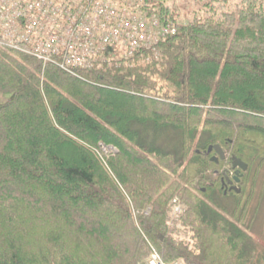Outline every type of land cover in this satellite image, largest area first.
I'll list each match as a JSON object with an SVG mask.
<instances>
[{"label":"trees","instance_id":"trees-1","mask_svg":"<svg viewBox=\"0 0 264 264\" xmlns=\"http://www.w3.org/2000/svg\"><path fill=\"white\" fill-rule=\"evenodd\" d=\"M143 1L175 32L131 55L107 45L91 69L0 48V264H145L150 244L167 261L264 264L191 190H224L231 159L210 145L264 158V0L204 3L212 15L184 24ZM175 196L194 246L170 228Z\"/></svg>","mask_w":264,"mask_h":264},{"label":"built area","instance_id":"built-area-1","mask_svg":"<svg viewBox=\"0 0 264 264\" xmlns=\"http://www.w3.org/2000/svg\"><path fill=\"white\" fill-rule=\"evenodd\" d=\"M114 19L110 0H0V47L67 70L92 68L104 43L121 35ZM149 264L170 263L153 249Z\"/></svg>","mask_w":264,"mask_h":264},{"label":"rangeland","instance_id":"rangeland-1","mask_svg":"<svg viewBox=\"0 0 264 264\" xmlns=\"http://www.w3.org/2000/svg\"><path fill=\"white\" fill-rule=\"evenodd\" d=\"M116 1L120 9L126 7L132 11V13L129 12L130 18L136 16L138 20L145 19L139 8L141 4H143L141 0ZM233 1L234 0H227V2L223 0H218L217 2H213L212 0H168L166 5H168L170 11L176 16V21L184 24L185 22L192 21L196 17L199 19L212 15L211 12L208 11L209 6L205 8L204 3L210 2V7H213L214 4L217 11L220 12L233 9L235 7ZM145 27L148 29L147 25H145ZM223 148L226 151L230 149L227 144L223 145ZM102 149L111 151V148L105 147L104 145ZM213 155L214 153L212 156ZM247 163L249 164L248 170L241 172V181L237 185L240 189L239 193L231 191L225 194L220 185L216 186L211 191L204 190L205 194L201 193L198 189L195 190L191 188V190L198 198L204 199L211 207L219 210L226 218L244 229L245 232L256 241L257 248L260 250L264 249V158L259 157L253 160L252 163ZM229 165L226 166L229 167ZM222 171L223 170L220 169L218 173ZM171 205L170 228L174 230L175 236L181 237V239L191 246H194L196 240L193 238L194 234L191 228H185L179 222L180 216L185 211V205L178 196L174 197Z\"/></svg>","mask_w":264,"mask_h":264},{"label":"flooded vegetation","instance_id":"flooded-vegetation-1","mask_svg":"<svg viewBox=\"0 0 264 264\" xmlns=\"http://www.w3.org/2000/svg\"><path fill=\"white\" fill-rule=\"evenodd\" d=\"M229 158L231 159L230 165L229 167H225L223 168L222 172H220V174H218V178L216 179V181L221 182L222 188H224V193L227 194L233 190H231V187L233 185H238L240 183V181H236L235 180V175L237 174L238 176L242 177L241 174V169L239 167H234L233 166V162H232V155L229 154V152L227 151L225 154V157L222 159L220 156L218 158V162L222 159V160H229ZM217 177V176H216ZM232 180V182H228V179ZM241 180V178H240ZM226 191V192H225Z\"/></svg>","mask_w":264,"mask_h":264},{"label":"water","instance_id":"water-1","mask_svg":"<svg viewBox=\"0 0 264 264\" xmlns=\"http://www.w3.org/2000/svg\"><path fill=\"white\" fill-rule=\"evenodd\" d=\"M213 150L216 151V153L221 157V158H224L225 157V151L224 149L222 148L221 145L219 144H214V145H210L206 151L207 154H210ZM199 152V151H198ZM212 160L214 161H218V157L216 156H213L212 157ZM233 166L234 167H240L241 169H243L244 171H246L248 169V164L246 162H244L241 158L239 157H236V156H233ZM238 174V173H237ZM235 175V180L236 181H239V177L238 175ZM218 178V177H217ZM228 179V178H227ZM228 182H232V180H229L228 179ZM231 190H235L237 193L240 192V189L237 187V186H232L231 187Z\"/></svg>","mask_w":264,"mask_h":264}]
</instances>
